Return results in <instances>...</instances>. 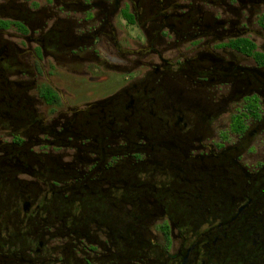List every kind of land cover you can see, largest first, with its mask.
<instances>
[{"label":"flooded vegetation","instance_id":"1","mask_svg":"<svg viewBox=\"0 0 264 264\" xmlns=\"http://www.w3.org/2000/svg\"><path fill=\"white\" fill-rule=\"evenodd\" d=\"M0 264H264V0H0Z\"/></svg>","mask_w":264,"mask_h":264}]
</instances>
